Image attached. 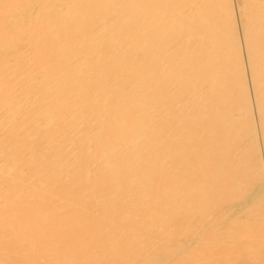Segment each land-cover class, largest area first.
<instances>
[{
    "label": "bare ground",
    "instance_id": "obj_1",
    "mask_svg": "<svg viewBox=\"0 0 264 264\" xmlns=\"http://www.w3.org/2000/svg\"><path fill=\"white\" fill-rule=\"evenodd\" d=\"M239 8L264 129V3ZM228 12L215 0H0V77L16 59L24 77L21 93L0 89V109L30 124L12 127L0 169L8 264H232L203 229L254 187L234 151ZM31 130L48 148L22 156Z\"/></svg>",
    "mask_w": 264,
    "mask_h": 264
},
{
    "label": "rangeland",
    "instance_id": "obj_2",
    "mask_svg": "<svg viewBox=\"0 0 264 264\" xmlns=\"http://www.w3.org/2000/svg\"><path fill=\"white\" fill-rule=\"evenodd\" d=\"M215 1L220 3L221 7L225 10H231V13H224V30H226V33L232 32L238 37V42L236 44H239L240 48L239 62L236 61L235 55L233 56L232 54L233 46L229 50V58H231V77L233 83H235L233 90L230 93V97H233L236 103V107L231 111V116L236 119L237 122H240L241 129L232 131V134L239 137L238 144L235 146L234 151L237 152L239 156H244L246 158V164L245 161L239 164L242 169H247V176L252 179V186L254 187L248 193H245L243 197L234 198L225 202V204H219L216 206L210 215L213 223L206 222L203 225V229H211L212 226L215 228V231H217L216 233H218L215 235V239L219 241L221 248L225 250V254L231 259L230 263L264 264V129L259 127L263 116L257 113L253 103V88L250 80V74L252 71L250 68L251 60L248 56L246 57L245 47L241 44L244 18L243 11L239 8V6H243L246 2L264 3V0ZM17 60L18 59L12 62L11 67L9 66L8 69L10 72L7 71L8 74L12 75V78L3 79L0 77V89L3 91L9 86L11 89H14V82V85L16 86L15 88L18 90L16 93L22 92V83L17 80H23L24 77H18L22 75L18 73L17 68L19 66L16 65ZM174 87L176 88V92H178L179 86L176 84ZM174 90L175 89H173V92ZM178 97L188 99V96L185 95V93L179 94ZM247 107L249 108L248 113L244 111ZM237 109L243 110V112H239ZM7 111L8 108L0 109V169H4V167L6 169L7 166H11L8 162L9 155L14 154L18 147L17 142L7 137L12 127L19 125V127L22 128L21 130H24V128L27 130L30 126V124L20 120V116H10V121L9 116L7 117ZM23 123H25V125ZM33 131L34 130H31L30 134H26L25 137L21 139L22 143L27 145L30 144L28 150L23 153L21 152L22 156L31 155V147L34 143V148L36 150L48 148L50 142L49 139H38L35 141L33 138ZM6 137L8 139H6ZM236 161L237 160H235L234 166L237 163ZM244 165L248 166L245 167ZM235 171L238 170L236 169ZM12 173L16 174V168ZM12 173L10 172L7 175V178H9L11 182H13V179H11ZM237 184L241 185V183ZM9 185L10 183H7L6 189L9 188ZM222 214L224 218H221V223H218L220 221L215 222ZM213 224H215V226ZM0 264H8L7 255L1 251Z\"/></svg>",
    "mask_w": 264,
    "mask_h": 264
}]
</instances>
